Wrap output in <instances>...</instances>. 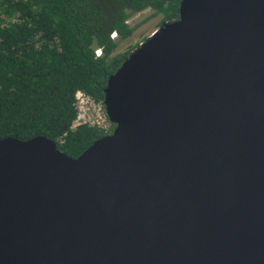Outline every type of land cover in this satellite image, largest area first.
<instances>
[{
	"label": "water",
	"instance_id": "obj_1",
	"mask_svg": "<svg viewBox=\"0 0 264 264\" xmlns=\"http://www.w3.org/2000/svg\"><path fill=\"white\" fill-rule=\"evenodd\" d=\"M103 104L77 158L0 139V264H264V0H181Z\"/></svg>",
	"mask_w": 264,
	"mask_h": 264
},
{
	"label": "trees",
	"instance_id": "obj_2",
	"mask_svg": "<svg viewBox=\"0 0 264 264\" xmlns=\"http://www.w3.org/2000/svg\"><path fill=\"white\" fill-rule=\"evenodd\" d=\"M180 3L0 0V139L45 136L77 158L112 134V122L109 131L97 125L73 126L77 93L104 106L108 78L133 51L117 52L135 32L130 19L151 10L162 16V26L179 18Z\"/></svg>",
	"mask_w": 264,
	"mask_h": 264
},
{
	"label": "built area",
	"instance_id": "obj_3",
	"mask_svg": "<svg viewBox=\"0 0 264 264\" xmlns=\"http://www.w3.org/2000/svg\"><path fill=\"white\" fill-rule=\"evenodd\" d=\"M116 36V33L112 34V38H115ZM96 54L97 56L101 55V50H97ZM76 99L78 116L74 122V127L81 124H89L97 125L101 129L109 131L111 121L109 120L102 104L96 103L82 92L77 93Z\"/></svg>",
	"mask_w": 264,
	"mask_h": 264
},
{
	"label": "rangeland",
	"instance_id": "obj_4",
	"mask_svg": "<svg viewBox=\"0 0 264 264\" xmlns=\"http://www.w3.org/2000/svg\"><path fill=\"white\" fill-rule=\"evenodd\" d=\"M161 20L162 16L154 15L151 10H146L133 16L129 23L135 28V32L130 38L120 43L117 52L136 49L160 27Z\"/></svg>",
	"mask_w": 264,
	"mask_h": 264
}]
</instances>
